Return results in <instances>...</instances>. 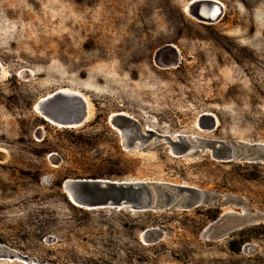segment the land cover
Returning <instances> with one entry per match:
<instances>
[{"label": "rangeland", "instance_id": "rangeland-1", "mask_svg": "<svg viewBox=\"0 0 264 264\" xmlns=\"http://www.w3.org/2000/svg\"><path fill=\"white\" fill-rule=\"evenodd\" d=\"M190 1L0 0V264H264V220L205 232L227 213L264 215V164L127 148L109 122L124 113L163 135L264 143V0H216L211 23L188 14ZM57 90L86 97V122L43 119L35 105ZM202 113L215 130L197 127ZM68 179L166 182L215 199L86 210L70 203ZM147 228L162 237L144 243Z\"/></svg>", "mask_w": 264, "mask_h": 264}, {"label": "water", "instance_id": "water-1", "mask_svg": "<svg viewBox=\"0 0 264 264\" xmlns=\"http://www.w3.org/2000/svg\"><path fill=\"white\" fill-rule=\"evenodd\" d=\"M208 5L217 8L214 18L209 19L198 13L199 7L205 8ZM187 11L199 21L211 23L219 19L222 7L213 0H194L188 4ZM35 109L46 121L62 128H74L86 122L87 104L79 93L57 90L39 100ZM117 119L125 122L120 125ZM109 122L122 131V143L127 148L142 149L152 142L166 146L173 157L209 154L213 160L221 163L240 161L264 164V143L224 141L184 134L163 135L153 130H142L135 119L119 113L110 115ZM196 124L201 130L213 131L218 122L213 114L202 113L197 117ZM62 187L71 204L86 210L127 207L132 211H188L215 199L198 188L166 182L68 179ZM258 220H264V215L249 217L243 213H227L212 222L205 232L221 237ZM161 237L162 232L156 228H147L141 233V239L146 244H154Z\"/></svg>", "mask_w": 264, "mask_h": 264}, {"label": "bare ground", "instance_id": "bare-ground-1", "mask_svg": "<svg viewBox=\"0 0 264 264\" xmlns=\"http://www.w3.org/2000/svg\"><path fill=\"white\" fill-rule=\"evenodd\" d=\"M191 1H194V0H191ZM190 1V2H191ZM216 1V0H215ZM189 2V3H190ZM188 3V4H189ZM219 3V2H218ZM198 13L200 14V15H202V16H205V17H207V18H214V16L216 15V13H217V8L216 7H213V5H208L207 7H205V8H200L199 10H198ZM219 20V19H218ZM6 72V71H5ZM2 73V72H1ZM3 74V73H2ZM1 74V76H3ZM1 78V77H0ZM58 91H63V92H67V93H71V92H68V91H66V90H58ZM49 96V95H48ZM82 97L84 98V100L86 101V104H87V115H86V120L89 118V115H90V105H89V103H88V100L86 99V97H84L83 95H82ZM42 100V99H41ZM91 104V103H90ZM40 114V113H39ZM117 114V113H116ZM119 114H122V115H125L124 113H119ZM44 119V118H43ZM45 120V119H44ZM52 123V122H51ZM54 125V124H53ZM145 129H148V130H152V129H150V128H145ZM9 261V260H8Z\"/></svg>", "mask_w": 264, "mask_h": 264}, {"label": "flooded vegetation", "instance_id": "flooded-vegetation-1", "mask_svg": "<svg viewBox=\"0 0 264 264\" xmlns=\"http://www.w3.org/2000/svg\"><path fill=\"white\" fill-rule=\"evenodd\" d=\"M213 1H215V0H213ZM191 2H192V1H191ZM191 2H190V3H191ZM216 2H217V1H216ZM190 3H189V4H190ZM217 3H218V2H217ZM219 4H220V3H219ZM199 9H200V7H199ZM199 9H198V10H199Z\"/></svg>", "mask_w": 264, "mask_h": 264}, {"label": "trees", "instance_id": "trees-1", "mask_svg": "<svg viewBox=\"0 0 264 264\" xmlns=\"http://www.w3.org/2000/svg\"><path fill=\"white\" fill-rule=\"evenodd\" d=\"M153 130V129H152ZM154 131V130H153ZM248 165V164H245V166Z\"/></svg>", "mask_w": 264, "mask_h": 264}]
</instances>
